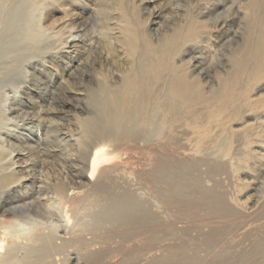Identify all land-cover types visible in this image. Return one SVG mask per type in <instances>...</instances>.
<instances>
[{
  "label": "bare ground",
  "instance_id": "6f19581e",
  "mask_svg": "<svg viewBox=\"0 0 264 264\" xmlns=\"http://www.w3.org/2000/svg\"><path fill=\"white\" fill-rule=\"evenodd\" d=\"M17 1L21 0H0V7L6 5V13H0L1 76L12 73L18 64L21 66L30 56L28 51L35 49L31 41L37 38V33L29 30L31 22L24 15L37 12L41 22L46 11V0H32V12L15 16ZM56 1L68 6L67 0ZM121 1L92 0L94 9H84V16L99 14L102 23L99 35L107 37L104 45L108 57L105 55V58H123L131 65L125 71L120 70L123 84L118 91H114L116 86L109 85L107 73H100L103 81L97 97L104 106L100 116L76 119L82 130L77 140L83 167L82 164V168L74 166L78 167L70 182L50 183L55 199L64 205L62 211L58 210L62 230L59 225L46 232L21 222L0 226V264H80L81 260H92L93 264H264V235L249 237L251 233L244 231L245 238L235 243L249 220L264 222V200L256 205L248 203L253 185L250 176L256 169H252L250 162L261 154L248 138L253 125L249 124L247 112L252 110L243 109L245 106L264 108V95H257V88L264 82V0H249L244 4L254 21L252 40L229 47L232 54L225 62L229 61L230 68L218 73L219 84L209 91L200 76L191 75L181 52V47L209 33L206 20L192 15L184 24L182 18L181 22L166 21L167 25L155 40L151 30L154 31L159 21L167 20L164 13L150 10V2L146 7L129 0L127 8L125 4L121 8ZM141 8L150 11L147 19L141 14ZM109 9L118 15L113 23L110 17L114 12L109 13ZM166 11L170 13V9ZM65 33L61 29L60 36ZM235 37L238 39V35ZM77 40L72 39L73 48L78 45ZM36 48L40 50L41 44ZM210 56L215 59V55ZM69 64L71 68L76 67L72 58ZM244 136L245 150H242L237 143ZM15 151L12 146L7 149L3 145L0 149V164L6 165L0 169V189L8 191L5 192L9 196L18 185L27 184L26 170L19 159L15 160ZM240 152L242 166L238 164ZM133 162H138L137 170L131 168ZM127 174L138 177L146 189L143 196L148 198L138 197L128 188H119L118 179ZM230 180L234 181L231 191L225 189ZM10 204L14 206L7 200L0 204L8 205L0 207V218L7 212L16 214L17 206L13 208ZM75 250L81 252V258L73 257Z\"/></svg>",
  "mask_w": 264,
  "mask_h": 264
},
{
  "label": "rangeland",
  "instance_id": "374dc122",
  "mask_svg": "<svg viewBox=\"0 0 264 264\" xmlns=\"http://www.w3.org/2000/svg\"><path fill=\"white\" fill-rule=\"evenodd\" d=\"M69 1L67 0L65 2V4L68 3L67 4L68 6L64 7L63 1L59 2L56 0H46L44 3L46 7L45 9L46 11L43 12V14L45 15H44V19L41 22H39V18L37 17L38 16L37 12L33 11L34 15L33 14L24 15L23 14V13H29L30 11L32 12L33 8H31L30 6V3L32 2V0L17 1V4L15 2L16 4L15 7L16 6L17 7H16L15 12H13L14 15L15 16L24 15L26 17H29L28 20H30L31 26H32V29H29V30L33 33H37V36H36L37 38L35 39L33 38L32 39L33 41H31V44L34 45L35 49H37L36 47H38L39 44H41L42 48L37 51L35 49L33 50L31 49V51L27 50L30 56L23 62L21 66L18 64L17 67L11 71L12 73L2 75V76L0 75L1 76L0 77V122L2 121L1 122L2 124L0 123V149L3 148V145H4V148L8 149V147L12 146V148L17 150L14 153L15 155L14 157H15V160L19 159L18 161H20V163H23L22 168L26 170L24 171H25L26 183H27V184L18 185L17 189L14 188L13 190H11L10 191L11 196H9L6 193L8 191L5 190L6 191L5 192L3 191L4 189H0V202H1L0 204H4V202L7 200L8 203L9 202L14 203V206L10 204V206H12L13 208L17 206L16 214L7 212V214L3 218H0V223H1L0 226L4 224L12 225V224H15L16 222H21L25 225L28 224V227H31V228H40V229L42 228L41 230H44L46 232L49 231V228L50 230L53 228H59V225H60V230H62L61 228L62 219L60 218L61 215L59 214H61L60 211L63 210L64 205H60L59 202L55 199V195L52 194L53 190L51 188V185L54 183L60 182V181L70 182L71 179L73 178V175H75L77 167L78 166L79 168L83 167V163H84V159L82 157L83 154H82V150H80L81 149L80 143L77 140V138L79 137V134L82 133L81 132L82 130L77 125L76 119L96 118L100 116L101 108L102 109L104 108V106L99 103L100 102L99 97H97V93L100 91L99 87L101 85V82L103 81L101 80L102 78L99 77L100 73L106 72L107 74L106 73L105 74L108 75L109 77V85L111 84L113 86H116L114 87V91H118L119 88L123 84L121 77H120L121 74L119 72L125 71V69L126 70L129 69L131 65L129 62H127V60L123 58L122 59L117 58L118 60L117 59L114 60V58H110V59L105 58L107 50H106V46L104 45V43L106 42L107 37L104 35H99L101 34L100 27L102 25V23L99 21V17L97 16L99 14L97 13V14H93V16H90V15L84 16L85 8L91 7V9H94L92 0H78V1H75V3L74 1L72 2L71 1L69 2ZM135 1L138 6L145 4L146 7H148L147 3L150 2L151 3L150 5L153 4L152 6L149 5V7H151L150 10L156 9L164 13L165 15L164 19H167V20L159 21L154 31L151 30L155 40H157L156 36L157 35L160 36L165 26L167 25L166 21L174 22L176 20L180 21L183 19L182 23L184 24L190 19L192 15L193 17H196L202 21L206 20L205 22L209 26L210 34L209 33H207V35L204 34L201 37L202 39L200 38V40L196 42H191V43L184 45L183 47H181V52L188 61L187 63L189 64V67L191 68V75L200 76L201 79L204 80L205 86L208 91L212 90L213 88H217L219 84L218 73L221 72V70L223 72L230 68V66L227 65L229 61L228 63L225 62L226 59L230 58L232 54L231 51H228L229 47L231 45H237V44H239L238 46H240V44L244 45L248 40H252L251 35L253 31H251L252 30L251 23H254V21L252 22L253 20L252 17L249 16V14H247V12L244 9L245 5L249 2V0H229V1L228 0H218V1L217 0H155V1L154 0H135ZM128 2L129 0H122L120 3V7L123 8V5L125 4V7L127 8ZM131 2L134 3V0H131ZM226 4L228 5L226 6ZM3 6H1L2 8L0 7V13L2 12L6 13V9H5L6 5L4 7ZM214 7H216V9ZM113 8L114 7H112L111 9ZM111 9H109L110 10L109 13L114 12L115 10L117 11V7L115 10H111ZM167 9H170V13L166 11ZM88 10H90V8ZM141 12L144 18L147 19L150 14V11L146 10L145 8H141ZM115 14L116 12H114L110 17V22L112 23L116 21V18L118 16L117 14L116 15ZM118 14H121V11H119ZM113 18L115 19L113 20ZM41 25L43 26V28H41ZM67 26H68V29H66ZM217 26H219V28H217ZM232 27L235 29H233ZM61 29L63 30L65 29L66 31L65 36H62V35L60 36ZM230 31H231V35H230ZM254 32L256 34V30ZM225 33L228 35H225ZM233 34H235V36L238 35V39ZM67 36H69V38ZM239 36H240V39H239ZM70 37L72 39L73 38H76V40L78 39L77 40L78 43L76 42L78 45L74 48L72 44V39ZM249 37H251V39ZM65 38L67 39L64 40ZM224 39H227V41ZM36 40H38L39 42L37 43ZM91 40H93L94 42L93 41L91 42ZM239 42H242V43H239ZM66 44H68L69 46ZM216 44L218 45V47H216L217 46ZM207 48H210V49H207ZM209 54L212 56L215 55L214 56L215 59L211 57ZM106 56L108 57V54ZM71 58L73 59L74 65L76 66V67H73L74 69L71 68L69 64L71 61ZM18 67H21V68L23 67V69L18 68ZM24 69L27 71V73L26 71H24ZM110 74L112 78L110 77ZM13 75H15L16 77ZM24 75H26V77H24ZM20 77H22L23 79L22 78L20 79ZM13 78L15 79V81L13 80ZM34 81H35V84H34ZM260 85L261 86L257 88V91L258 92L260 91L259 92L260 94L257 92L258 96L264 95V86H263L264 82H262ZM29 88H31L32 90H30ZM209 88H212V89H209ZM12 89L15 91L12 92L13 91ZM7 93L8 95H6ZM6 103H9V104H6ZM16 107H18V109ZM243 109L244 111L252 110V111L247 112V117L250 118L249 124L253 125V126L250 125L253 128V131H251L252 133L250 132L251 134L249 135L248 138L253 143L252 146L254 147V149L259 150V151L257 150L255 151L257 153L260 152L259 154H261V155H257L256 158H253L252 161L250 160L252 169L253 167L256 169L253 170L252 174L250 173L251 176L249 175L252 178L251 181L253 185L251 189L252 193H250V202L248 203L249 205H252V204L256 205L264 200V184H263L264 183V164H263L264 158L261 157L262 155H264L263 153L264 152V134H263L264 131L262 130L264 129L263 128L264 127V122H263L264 108H261V106H259L258 108H250V107L245 106ZM11 110L13 111V113ZM18 111L19 112L21 111V112L19 113ZM19 114H22L21 115L22 117L19 118L20 120L17 119ZM24 122H26V124ZM22 124H24L25 127ZM260 127L262 129H259ZM4 133L5 134L8 133V134L5 135ZM245 139H246L245 136L238 138L237 145L241 147L242 150H245V146H244ZM254 141L257 143H255ZM6 144L8 146H6ZM16 145L19 146L20 149L21 148L22 149L20 150L19 148H16L15 147ZM22 146L23 147L25 146L24 150ZM241 148H239L240 151H241ZM70 149L72 150L74 149L75 151L73 150V152L69 153ZM20 151L22 153H20ZM17 152L19 153L18 157H16V155L18 154ZM25 152L28 154H26ZM241 155H242V152H240L238 157H240ZM258 156L260 157L261 161H259L260 159H258L259 158ZM20 157H22V159ZM242 157L243 156H241V158L238 161V164L240 166L244 164L242 162ZM2 163L0 164V169L3 167V165H5ZM26 163H29V164H26ZM80 164H82V167ZM137 164L138 162L136 163L133 162L131 164V168L133 167V169L137 170L139 167V165L137 167ZM76 165L78 166L74 167ZM63 166H65V168ZM55 174H56V177L54 178ZM69 175H72V177ZM137 178L138 177L136 176H132L128 174L126 176L120 177L118 179L119 180L118 183H120L121 181V183L118 184L119 188L120 189L128 188V190H131V191L133 190L132 192L134 194L137 193L136 195L138 197L148 198V195L143 196L146 193V189L140 183L141 181H139V179L137 180ZM54 180L57 182H55ZM45 182H46L45 184L46 186L44 185ZM75 183L78 184V186L80 187L79 185L80 183H78V181L74 180V184ZM226 183L227 184L225 185V189L233 190L232 183H234V181L230 180L229 182L227 181ZM74 184L72 183V185ZM121 184L122 186H120ZM39 185L40 187H38ZM48 185L50 186V188L48 187ZM46 187L48 188L46 189ZM138 189L141 191L143 190L144 192L143 191L141 192ZM40 191L42 192L43 196L40 194L41 193ZM3 206H8V205H0V207H3ZM247 224H249V226H247ZM244 231L251 233L249 237L251 235L253 236L254 234L264 235V222L262 223L260 221L249 220L246 223V225H244L243 229L240 231V236H238L239 237L238 241H237L238 238L236 237L235 243H239L245 238L244 235L246 232ZM242 232H244V234ZM73 257L81 258V252H79V250L78 251L75 250L73 252ZM93 263L94 262L92 260L91 261L90 260L80 261V264H93Z\"/></svg>",
  "mask_w": 264,
  "mask_h": 264
}]
</instances>
